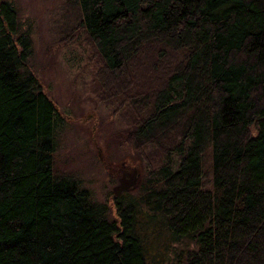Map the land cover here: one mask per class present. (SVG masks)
Instances as JSON below:
<instances>
[{"label": "trees", "instance_id": "trees-1", "mask_svg": "<svg viewBox=\"0 0 264 264\" xmlns=\"http://www.w3.org/2000/svg\"><path fill=\"white\" fill-rule=\"evenodd\" d=\"M59 7L144 166L114 214L56 169L63 118L0 0V264H264V0Z\"/></svg>", "mask_w": 264, "mask_h": 264}, {"label": "rangeland", "instance_id": "rangeland-1", "mask_svg": "<svg viewBox=\"0 0 264 264\" xmlns=\"http://www.w3.org/2000/svg\"><path fill=\"white\" fill-rule=\"evenodd\" d=\"M10 1L17 10L18 28L29 32L28 66L63 118L56 127L54 166L77 178L93 201L114 214L113 187L124 170H133L127 188L144 162L121 139L124 123L91 91V63L82 49L59 39L61 0Z\"/></svg>", "mask_w": 264, "mask_h": 264}, {"label": "water", "instance_id": "water-1", "mask_svg": "<svg viewBox=\"0 0 264 264\" xmlns=\"http://www.w3.org/2000/svg\"><path fill=\"white\" fill-rule=\"evenodd\" d=\"M131 181V180H130ZM130 181H127V182H118L117 184H115V186L113 187V196L116 195V193H118L120 191L121 188H124L130 183Z\"/></svg>", "mask_w": 264, "mask_h": 264}, {"label": "flooded vegetation", "instance_id": "flooded-vegetation-1", "mask_svg": "<svg viewBox=\"0 0 264 264\" xmlns=\"http://www.w3.org/2000/svg\"><path fill=\"white\" fill-rule=\"evenodd\" d=\"M131 171V173L129 174V173H127V171H123V176L121 177L122 179L120 180V179H118L119 181H121V182H127V181H130V177H132L133 178V170H130ZM126 189V188H125ZM124 189V190H125Z\"/></svg>", "mask_w": 264, "mask_h": 264}]
</instances>
